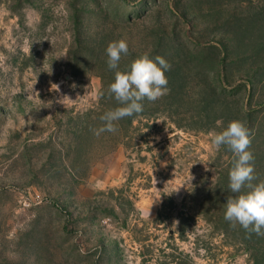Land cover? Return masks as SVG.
Masks as SVG:
<instances>
[{"label": "rangeland", "instance_id": "rangeland-1", "mask_svg": "<svg viewBox=\"0 0 264 264\" xmlns=\"http://www.w3.org/2000/svg\"><path fill=\"white\" fill-rule=\"evenodd\" d=\"M119 39L170 91L96 135ZM236 119L264 181V0H0V264H264L209 148Z\"/></svg>", "mask_w": 264, "mask_h": 264}, {"label": "clouds", "instance_id": "clouds-1", "mask_svg": "<svg viewBox=\"0 0 264 264\" xmlns=\"http://www.w3.org/2000/svg\"><path fill=\"white\" fill-rule=\"evenodd\" d=\"M129 53V45L125 39L112 41L106 48L107 65L115 70L114 81L109 85V93L114 95L121 105L101 116L103 126L94 130V134L116 132L115 122L124 117L142 113L145 98L155 101L166 95L168 78L166 72L171 65L161 56L154 58L145 52L135 58L126 70H119L122 55ZM58 88V85H55ZM222 121H217L222 126ZM210 137V151L216 152L222 146H227L235 154L234 163L229 172V188L237 196L228 198L224 217L226 220L238 223L242 228L257 235H264V181L253 183L254 155L250 150V129L244 121L232 120L227 127L220 131L212 130ZM247 189V191H241ZM107 222V220L105 221Z\"/></svg>", "mask_w": 264, "mask_h": 264}]
</instances>
